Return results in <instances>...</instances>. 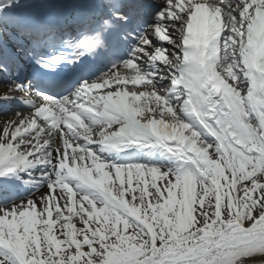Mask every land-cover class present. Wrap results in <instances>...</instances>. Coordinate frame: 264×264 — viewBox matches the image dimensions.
<instances>
[{
    "label": "bare ground",
    "instance_id": "bare-ground-1",
    "mask_svg": "<svg viewBox=\"0 0 264 264\" xmlns=\"http://www.w3.org/2000/svg\"><path fill=\"white\" fill-rule=\"evenodd\" d=\"M70 1L0 0V25L3 13L8 8L11 10L20 9L18 12L20 18L29 9L41 8L38 5L39 3L47 5V3L51 2L60 4L70 3ZM72 1L76 3V1L80 0ZM195 1L209 0H187L190 12L193 13L194 11L196 17L192 19L190 26L185 25L184 22L180 25L184 29V32L181 31V33L184 34L186 32L188 34L187 36L184 35L181 42V39H179L176 43V40L173 38L170 41L172 45L178 46V56L176 54L173 57L170 56L168 59L161 60L162 68L168 69L169 72L174 71L173 66H178L179 74L176 75L177 80H175V84L181 86L177 90H174L175 97L180 101L177 103V106L171 105L170 100L173 99L171 98L172 96L167 101L168 99L165 97L167 93H162L160 86H156L152 91L151 88L148 90L145 87L137 88V85H126L124 83L125 79L142 78V73H139L135 77L130 76L129 73L132 69L129 66H124L117 71H113L109 76L112 78L110 82L116 79L114 83H117L118 79H124L122 83L113 85L104 92H98L94 103L87 102L85 104L89 108L95 104L97 112L100 113V118L87 122L90 123L87 128L73 130L64 135L61 133L54 135L49 132L51 127L41 121L40 125L31 129L29 128V122L35 123L37 121V117L32 112L24 111L21 115L15 117H9L12 116L11 114L0 115V171L4 168L11 170L15 168L18 169V172H28L30 176L34 177L33 179H36L38 175L45 174L44 171L37 172L32 170L37 163L43 167L47 166V164H53V167L49 170L50 182L46 183L42 190L24 200L8 204L4 208L0 207V244L3 247H8L5 237L9 226L8 223H10L11 219L10 216L15 215L13 212L16 210L18 213L25 214L26 210L28 212V209L31 207L37 212L44 211L50 213V216V210L58 209L57 215H60V217L57 216V218H60V220L65 219L64 223L66 221L77 223L85 228L86 231H94L85 219L84 210L90 200L88 190H98L101 187L104 183L102 175H107L109 177L108 180H110L111 178L121 177L120 174L122 173L124 177L129 176L130 178L133 176V172L145 167H153L156 171L161 172L165 169H170L166 166L160 167L148 164L129 166L127 163H124L113 165L108 161L109 155L118 151L119 145H128L132 141L136 145L141 144L138 147V152L147 161L169 159L170 154H173V151H171L172 145L180 144L181 137L187 134L188 129L185 125L188 124L186 122L189 119L185 115H190V117L191 115H197L203 118L209 117V119L211 116L217 115V119L215 120L217 121V125L210 132L214 136L213 140L211 142L206 141L201 135L199 138L196 137L193 140V149L196 153L210 151V149L229 151L227 153L230 156V160L234 162L235 169L241 173L242 180L248 177L250 179V177L262 170L264 167V101L261 109H258L254 116V108L251 104L254 100L250 97L253 91H251L249 84L247 83L246 86L240 85L239 80L236 81L233 76L229 77L230 74L228 72L218 68L216 64L211 62V58L208 57L212 51L216 53L218 49L219 43H216V34L221 29V25L226 23V7L223 6V9L219 8L220 11L219 9L215 10L213 5H210L209 12L212 14L208 19L207 15H204L203 11L200 12L199 10L201 9L195 6L197 4ZM262 1L243 0L244 6H258V8L264 7V0ZM70 5L74 6V3ZM173 6L176 8L178 6L177 9L180 8V5H177L176 1ZM235 12L234 16L236 17L235 20H238L237 24H239V21H242L243 17L248 19L246 30L249 29V32L254 34L253 44H245L243 49L239 48L243 57L246 60L248 59V61L245 60L246 64L242 62V57H237L236 53L238 49L235 50L233 43L230 46L231 50L226 54L225 60L232 65L233 63L240 64L244 69L245 67L258 68L255 62L253 64L249 63V58L253 60L261 58V67L264 68V36L262 35L264 31V11L257 12L256 9H251L249 15L239 9H236ZM171 17L172 14L168 8L162 9L160 13L155 15L156 20L149 26L150 36L145 39L146 46L141 48L142 52L147 51V46L150 44L147 41L149 37L150 39L157 38V34L163 31L164 22ZM182 17L188 20L189 11L185 17L184 15ZM253 19H257L258 21L254 27L251 26L253 25ZM171 21H173L172 25L177 26L180 19L174 18V20H169V22ZM72 22L75 24L74 20ZM167 24L170 26V23ZM3 25L4 23L0 28ZM65 25L69 26L68 23ZM205 25H209L208 33L204 29ZM237 29L242 30L240 39L246 41V37L243 35L244 29L240 27ZM214 30L216 31L210 34ZM228 32H230L229 29ZM194 33H198L197 38L194 36ZM175 34L176 32L174 31ZM231 34H233V31H231ZM249 37L247 36V39ZM250 39L252 40L251 37ZM205 45H207L210 53L206 54ZM150 54L151 51L146 52L145 56ZM203 55L205 59L201 57ZM155 59L159 61L157 56H155ZM179 66H181L180 69ZM219 71L222 74L225 73V80L229 82L233 92L244 104V109L250 112V115L254 119L250 117V121L245 122L237 109L232 110L234 106L231 104V100L229 101L230 95L221 81L216 77V73ZM244 79L246 80V77H242V81ZM7 87L0 83V91L12 89ZM93 93L96 94V92ZM160 95L162 96L161 99H159ZM259 102L257 101V105ZM191 107L194 109L193 111ZM82 109H85V107H82ZM222 110L226 114L233 115V121L230 119L226 123H223L220 120L222 118ZM94 122L99 125V128H93ZM11 123L15 124L11 125ZM204 123H207V121L204 120ZM220 125H222L221 131L218 129ZM196 130L199 132L198 128ZM19 131L22 132L21 135ZM23 134H27L28 137L22 140L20 137ZM138 134H142L141 139H138L140 143L135 141ZM144 137H149V142H145ZM258 139L260 143L256 145L255 142ZM24 140L27 144L20 146L17 144L19 141L24 142ZM92 141H98L99 144L92 147L87 146ZM52 143L55 145H52ZM240 143L243 144V148L239 147ZM47 146H53L55 151L51 152L47 149ZM250 152H253V154H250ZM31 153H35L36 155L31 156ZM45 154L47 157L43 159ZM58 169H62L61 173L57 172ZM259 177V181H264V172ZM261 188L264 194V184ZM104 189L106 188L104 187ZM74 201L75 211L70 212L69 206L70 204L73 206ZM262 201V204L250 209L248 215L242 216L245 213L240 214V220L243 225L250 224L251 221L253 222L262 215L264 198ZM12 208L15 210L8 212ZM230 264H264V250L258 253H250Z\"/></svg>",
    "mask_w": 264,
    "mask_h": 264
},
{
    "label": "rangeland",
    "instance_id": "rangeland-1",
    "mask_svg": "<svg viewBox=\"0 0 264 264\" xmlns=\"http://www.w3.org/2000/svg\"><path fill=\"white\" fill-rule=\"evenodd\" d=\"M10 11L8 8L5 12ZM183 19L178 23L182 25ZM230 20L233 34H226L223 52L230 51L233 43L235 50L238 49L237 57L241 58L239 48L244 45L239 42L242 30L237 28H244L245 22L237 24ZM177 35L170 34L176 43ZM171 46L173 57L178 46ZM242 60L245 62L244 58ZM220 68L228 72L229 77L239 80L240 85L249 84L255 116L264 101V72L258 71L264 70L243 69L240 64L229 62ZM224 74L219 71L216 77L230 95L232 110L237 109L242 119L249 122L252 115L244 109ZM165 76L161 88L168 93L172 91L175 78L171 73ZM242 77L246 80L242 81ZM153 88L154 84L151 90ZM257 101H260L258 105ZM177 103V99H171L172 106ZM221 115L223 123L233 121V115L224 110ZM197 119L194 116L196 123ZM185 126L187 134L181 137L180 144L172 145L170 158L164 159L168 163H149L170 169L161 172L145 167L133 172L130 178L122 173L112 180L102 175L101 187L88 190L90 200L84 215L94 231H86L77 223H64L65 219L57 218L60 217L58 209L50 210L51 216L32 207L25 214L13 208L9 210L15 215L10 216L6 231L8 247L0 244V264H230L250 253L262 252L264 213L247 225L241 223L240 214L248 215L250 209L262 204L264 181H259V175L264 167L250 179L242 180L229 151L210 149L196 153L193 149V140L200 135L206 141L213 140L211 123ZM259 143L258 139L255 144ZM17 144L27 143L19 141ZM242 146L240 143L239 147ZM74 204L75 201L73 206L70 204V212L75 211ZM262 209L264 211V205Z\"/></svg>",
    "mask_w": 264,
    "mask_h": 264
},
{
    "label": "trees",
    "instance_id": "trees-1",
    "mask_svg": "<svg viewBox=\"0 0 264 264\" xmlns=\"http://www.w3.org/2000/svg\"><path fill=\"white\" fill-rule=\"evenodd\" d=\"M206 229L208 230L209 229V227H206ZM209 233V232H208ZM218 235H219V233H218ZM140 251V250H139ZM108 264H113V263H111V262H108Z\"/></svg>",
    "mask_w": 264,
    "mask_h": 264
}]
</instances>
